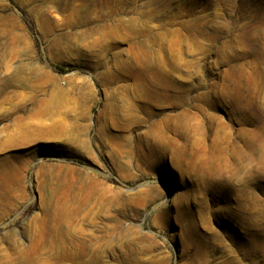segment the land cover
<instances>
[{
    "label": "rangeland",
    "instance_id": "1",
    "mask_svg": "<svg viewBox=\"0 0 264 264\" xmlns=\"http://www.w3.org/2000/svg\"><path fill=\"white\" fill-rule=\"evenodd\" d=\"M133 79L183 85L138 112H192L183 152L158 159L150 122L123 125ZM0 136V251L264 264V0H0Z\"/></svg>",
    "mask_w": 264,
    "mask_h": 264
},
{
    "label": "bare ground",
    "instance_id": "2",
    "mask_svg": "<svg viewBox=\"0 0 264 264\" xmlns=\"http://www.w3.org/2000/svg\"><path fill=\"white\" fill-rule=\"evenodd\" d=\"M147 61H149V59H147ZM146 63L148 62H145V66L147 67L146 69H149L148 67H150V65H146ZM144 69L145 67L143 68V70ZM153 74H155L156 76L157 73L154 72ZM111 82L113 81H109L110 84ZM123 89L140 94V96L136 98L137 102L139 101L140 104L139 103L135 104L136 102L131 104L129 114L127 115V117H122L121 121L125 120L127 122L126 124H123L124 126L125 125L131 126L132 123L134 124L137 123L138 125L144 121L150 122L148 130L143 134V137L147 141V148H148L149 153L152 156H156L158 159H160L161 157L165 156L168 153L176 154L177 152H180V150H182L181 152H183L184 147H186L185 145L187 143L186 142L187 140L182 141L183 139L181 140L177 138L185 137L186 139V137L189 136L192 132H196V130H199V129H200L199 131H201V128L197 129V127H195L194 119L196 118V116L191 114L192 112H189L188 109H183L181 115H178L176 117H171L168 119H162L160 121L154 120L153 118H151L149 113H147L149 115L148 118L146 119L139 118L138 112H141V111L150 112L149 106L152 103H155V102L158 103V101L166 103L170 100H173V98L177 100L180 99L181 101L183 95L185 94L184 88L181 83L175 81L174 79H133V81H131L130 84L123 86ZM249 132L251 133V131ZM7 133H10V132H7ZM197 133L198 131L196 132V134ZM243 133H246V132L243 130ZM10 201H11L10 195L0 192V205L1 206ZM241 208L244 209L243 207ZM245 216H248L247 212L245 211L243 213H240L239 211V214L237 213L236 215H234V217L238 219L239 224H241L242 226L247 224L246 227L249 228V230L251 231V228H252V224H250L251 218H248L249 222L247 223L245 220L246 218ZM253 238H252V234H248L246 239H248V243L252 244ZM27 254H28L27 250L20 248V245L19 244L17 245V243H15L14 248H13V253L7 250L0 251V262L2 261V259H7L8 261L6 262V264H10L13 261L19 259L21 260V264H31L33 261L39 258V256H29Z\"/></svg>",
    "mask_w": 264,
    "mask_h": 264
}]
</instances>
